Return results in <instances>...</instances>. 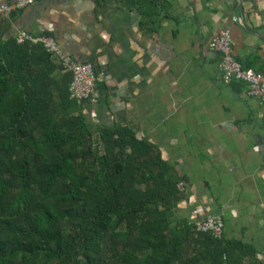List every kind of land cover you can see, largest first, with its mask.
Here are the masks:
<instances>
[{
  "label": "crops",
  "instance_id": "0c3cea01",
  "mask_svg": "<svg viewBox=\"0 0 264 264\" xmlns=\"http://www.w3.org/2000/svg\"><path fill=\"white\" fill-rule=\"evenodd\" d=\"M226 29L236 60L264 74V0H36L0 18L4 39L49 34L92 63L106 79L78 106L95 134L126 126L153 143L187 183L180 213L221 216L224 238L263 259L264 102L223 81L210 42Z\"/></svg>",
  "mask_w": 264,
  "mask_h": 264
},
{
  "label": "trees",
  "instance_id": "16d2710c",
  "mask_svg": "<svg viewBox=\"0 0 264 264\" xmlns=\"http://www.w3.org/2000/svg\"><path fill=\"white\" fill-rule=\"evenodd\" d=\"M57 68L0 32V264H264L197 231L160 150L126 126L96 135Z\"/></svg>",
  "mask_w": 264,
  "mask_h": 264
},
{
  "label": "built area",
  "instance_id": "2783aa9c",
  "mask_svg": "<svg viewBox=\"0 0 264 264\" xmlns=\"http://www.w3.org/2000/svg\"><path fill=\"white\" fill-rule=\"evenodd\" d=\"M36 0H0V18H10L12 13L32 5ZM252 3H259L262 0H246ZM233 21H238L233 17ZM18 43L30 42L41 44L51 58L59 65L62 74L71 75L69 85L70 98L83 103L85 101L96 102L98 100L97 84L105 80L103 75H97L94 66L90 62L76 60L69 52L62 48L56 39L49 34L35 35L27 31H20L15 36ZM210 48L220 53L219 70L224 82L239 80L248 85V93L251 96L260 98L264 102V74L253 69L243 68L236 60L232 52L231 32L224 30L216 35L210 42ZM139 139L142 136L137 135ZM179 191L187 196L188 186L183 180L177 182ZM197 231L211 233L215 238L221 239L224 236L225 224L221 216L208 214L203 219L192 221Z\"/></svg>",
  "mask_w": 264,
  "mask_h": 264
}]
</instances>
